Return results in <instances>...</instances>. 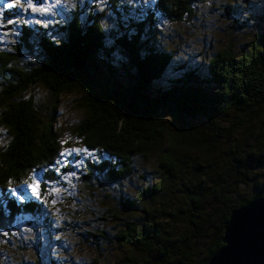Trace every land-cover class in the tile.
Segmentation results:
<instances>
[{"label": "trees", "instance_id": "16d2710c", "mask_svg": "<svg viewBox=\"0 0 264 264\" xmlns=\"http://www.w3.org/2000/svg\"><path fill=\"white\" fill-rule=\"evenodd\" d=\"M202 1L157 0L156 8L182 21ZM91 17L84 28L76 14L61 41L42 32L35 39L40 62L20 53L36 52L33 29L26 25L18 50L0 53V124L11 135L0 146V230H9L20 215L43 212L38 201L19 202L10 186L29 172L57 178L49 167L62 152L55 126L60 96L78 89L86 115L75 128L77 136L87 148L118 159L90 163L88 176L99 173V180L115 186L137 170L146 184L133 194L119 190L116 205L104 209L111 229L83 235L92 234L99 251L114 249L113 264H208L224 245L231 212L264 196V30L246 42L241 56L220 50L204 68L185 69L171 85L156 88L173 56L142 41L153 14L135 35L116 39L125 58L118 60L115 47L106 43L101 16ZM36 84L54 99L43 111L26 96ZM166 114L195 123L173 134ZM153 154L156 180L138 162Z\"/></svg>", "mask_w": 264, "mask_h": 264}, {"label": "rangeland", "instance_id": "374dc122", "mask_svg": "<svg viewBox=\"0 0 264 264\" xmlns=\"http://www.w3.org/2000/svg\"><path fill=\"white\" fill-rule=\"evenodd\" d=\"M156 1L19 0L17 3L16 0H0V8H3L0 13V53L18 50L26 25L33 29L36 52L30 56L21 48L20 53L25 60L40 62L41 48L35 39L42 32L55 42L61 41L76 14L84 28L92 22L91 15H98L106 32L107 45L115 47L114 58L125 59L116 46V39L125 34L128 38L135 35L153 14V21L143 29L142 41L172 54L171 69L163 80L154 84L156 88H166L185 69L204 68L220 50L230 48L241 56L246 52V42L264 30V0H203L196 3L193 14L182 21H174L158 11ZM26 96L33 97L42 111L45 104L54 100L43 84L29 88ZM81 101L82 94L78 89L60 96L55 126L62 152L49 167L57 178L49 180L41 170L29 172L18 184L11 183V193L19 202L38 201L43 212L20 215L9 230H0V264L114 263L115 250L107 245L99 251L97 245L100 242L92 234L89 238L83 232L99 233L102 229H111L104 209L110 204L116 205V200L121 198L119 190L133 194L134 191L141 192L146 184L139 180L142 173L138 175L137 170L131 180L115 186L99 180L96 175L99 173L88 176L90 163L99 165L105 160L115 163L118 159L102 150L87 148L77 136L75 128L86 115ZM2 110L0 105V117ZM165 116L173 134L195 123L193 118L184 115ZM10 139L8 129L0 124V146H6ZM138 162L142 172H147L144 173L146 176L151 173L148 179H158L155 154Z\"/></svg>", "mask_w": 264, "mask_h": 264}, {"label": "water", "instance_id": "95a60500", "mask_svg": "<svg viewBox=\"0 0 264 264\" xmlns=\"http://www.w3.org/2000/svg\"><path fill=\"white\" fill-rule=\"evenodd\" d=\"M222 240L208 264H264V196L231 212Z\"/></svg>", "mask_w": 264, "mask_h": 264}, {"label": "snow or ice", "instance_id": "6c2138e0", "mask_svg": "<svg viewBox=\"0 0 264 264\" xmlns=\"http://www.w3.org/2000/svg\"><path fill=\"white\" fill-rule=\"evenodd\" d=\"M16 2L18 3L19 2V0H16ZM9 7H11L12 5H8ZM3 12V8H0V13H2ZM9 23H13V21H11V20H9L8 21ZM77 151H79V150H77ZM35 190V189H34Z\"/></svg>", "mask_w": 264, "mask_h": 264}]
</instances>
